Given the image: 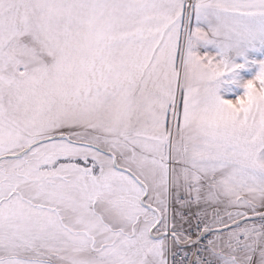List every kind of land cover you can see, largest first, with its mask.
Masks as SVG:
<instances>
[{"label": "snow or ice", "instance_id": "obj_1", "mask_svg": "<svg viewBox=\"0 0 264 264\" xmlns=\"http://www.w3.org/2000/svg\"><path fill=\"white\" fill-rule=\"evenodd\" d=\"M0 264H264V0H0Z\"/></svg>", "mask_w": 264, "mask_h": 264}]
</instances>
